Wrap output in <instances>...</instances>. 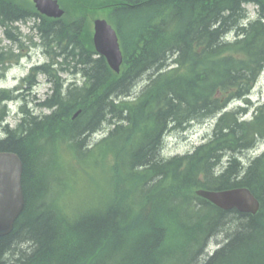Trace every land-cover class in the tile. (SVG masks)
<instances>
[{"label":"trees","instance_id":"1","mask_svg":"<svg viewBox=\"0 0 264 264\" xmlns=\"http://www.w3.org/2000/svg\"><path fill=\"white\" fill-rule=\"evenodd\" d=\"M27 1L0 0V26L19 50L0 43L1 62L29 54L18 24L33 22L39 43L30 39V49L41 45L49 62L22 84L34 90L43 75L51 88L35 102L18 88L0 96V125L4 102L19 100L21 134L5 126L0 152L21 158L26 202L15 230L0 238V264H203L199 250L229 222L230 241L205 264H264V153L244 161L264 142V103L246 118L264 74V0H59V20ZM244 4L259 13L243 25ZM101 10L118 33L119 74L95 50L89 16ZM231 28L236 40L218 43ZM238 100L246 107L228 110ZM35 107L50 112L38 116ZM208 117L218 118L207 141L160 157L171 126ZM105 127L107 137L87 146ZM236 188L260 201L256 215L225 212L196 194Z\"/></svg>","mask_w":264,"mask_h":264},{"label":"water","instance_id":"2","mask_svg":"<svg viewBox=\"0 0 264 264\" xmlns=\"http://www.w3.org/2000/svg\"><path fill=\"white\" fill-rule=\"evenodd\" d=\"M38 12L48 18L61 19L65 10L58 0H32ZM94 44L98 54L106 58L110 68L117 74L121 71L123 53L117 31L104 19L94 23ZM81 114H74L76 119ZM23 162L12 152H0V237L11 234L25 206L22 176ZM197 195L224 211L236 210L242 214L256 215L260 210L259 200L246 188L226 191L200 190Z\"/></svg>","mask_w":264,"mask_h":264},{"label":"rangeland","instance_id":"3","mask_svg":"<svg viewBox=\"0 0 264 264\" xmlns=\"http://www.w3.org/2000/svg\"><path fill=\"white\" fill-rule=\"evenodd\" d=\"M17 1L20 3H25L24 1L28 2L27 0H17ZM101 11L89 16V25L92 27V31L94 27V21L96 19L105 18L104 16L105 10H101ZM248 11L250 12L249 19L254 20L257 18L258 12H257L256 7L250 5L248 6ZM18 27L20 28V31L25 35L23 42L25 43L26 48H29L30 55L29 54L25 55L21 59V64L17 66L15 69H13V71L10 72L9 74L10 78H16V81H12L11 79H8L7 82L0 83V86L3 85L6 88H10L11 90H13L14 87L18 84L19 80L22 81L25 77H27L30 69L33 66L37 64H44V63L49 62V58L47 55H45L44 49L41 45L30 49V47H32V42L30 39H32L35 43H39V39L35 37L33 33L34 31H32L31 29V25L19 23ZM0 40H1L2 46H4L7 49L12 48L15 54L19 53V50L16 47L12 46V43H10L8 40H3V30L2 29H0ZM61 77L67 81H71L75 78L73 75H69L67 73L61 74ZM77 80L80 82V84L83 83V79L81 76H78ZM45 81H46V78L44 76L38 77V82H40V85L36 87L34 90H32L30 95H27V96H30L28 97V99L30 100L34 99V102L36 99L37 100L45 99L47 93H50V91L45 86L42 85ZM250 100L252 104L250 106V114L248 115L247 118H251L254 109L260 104L264 103V75L259 79L256 87L254 88L251 94ZM238 105H240V103H234L229 107V109H234ZM11 108H12L13 114L9 117L8 121H9L10 126L14 127L17 123V120H19L18 119L19 117L14 114L16 110L19 109V104H12ZM35 110L37 114L49 113V111L46 109L42 110V109L35 107ZM208 132H211V131H207L206 124L203 125L202 122H196L187 131L169 134L166 138V145H165L164 152L168 157H173L176 155H183L185 153H188L206 140ZM95 138H96V141H98L99 138H101V135H98ZM261 152H262V146L256 152L248 153L247 155H245L244 161L248 162V159H252L256 157ZM97 183L102 184V180L100 177L97 178ZM69 209H71V207H69ZM235 225L236 224L232 222H229L226 225V227L228 228L227 229L228 234H231L235 230ZM223 238L224 236L221 235V237L218 240L222 241ZM216 243L217 241L215 240L214 243L212 244L213 250L211 251V253L216 249L215 248Z\"/></svg>","mask_w":264,"mask_h":264},{"label":"bare ground","instance_id":"4","mask_svg":"<svg viewBox=\"0 0 264 264\" xmlns=\"http://www.w3.org/2000/svg\"><path fill=\"white\" fill-rule=\"evenodd\" d=\"M254 6V7H256L257 8V12L259 13V9H258V7L257 6H255V5H253V4H244L243 5V7L246 9V13H244L239 19H238V24L239 23H241V24H245L246 22H248V21H253L252 19H249V17H250V12L248 11V6ZM255 20V19H254ZM29 25H32L33 24V22H30V23H28ZM112 27H113V29H115L116 30V28L112 25ZM0 29H2V30H4V28H2L1 26H0ZM117 31V30H116ZM236 28H231L230 30H228V32L227 33H222V34H220L219 35V39H218V43L220 42L221 44H223V43H229V42H234L235 40H236V38H237V35H236ZM22 33V32H21ZM23 34V33H22ZM238 34V33H237ZM24 35V34H23ZM236 36V37H235ZM24 38H25V35H24ZM93 42H94V38H93ZM0 43H1V40H0ZM7 49V48H6ZM12 49V48H11ZM9 50V49H8ZM13 50V49H12ZM14 51V50H13ZM30 55V54H29ZM20 65V62L17 64V63H12V62H6V63H2L1 62V56H0V83H4V82H7L8 81V79H11L12 81H16V78H10V76H9V74H10V72L11 71H13V69H15L17 66H19ZM264 75V74H263ZM77 77H75L74 79H76ZM23 80L21 81V80H19L18 81V84L14 87V89L13 90H11L10 88H6L5 86H0V96L2 95V94H4V93H7L8 91H14L16 88H18L19 90H21V91H28V93H31V92H29V91H31L32 89H30V88H28L27 86H24L23 84ZM68 83H70V82H65L64 84H65V87H67V85H68ZM147 83H148V77H147V75L146 76H144L143 78H141L140 80H138L135 84H134V86L132 87V89H133V91L134 92H137V93H139L142 89H144V87L147 85ZM77 85H82V83L80 84V82L77 80ZM36 88V87H35ZM34 88V89H35ZM51 88V87H50ZM50 88H48V90L50 91ZM21 91H19V92H16L17 94L18 93H20ZM127 100H129V98H127ZM250 100V99H249ZM235 103H240V105H238L236 108H234L235 110L236 109H238V108H242V107H246V103L243 101V100H238V101H236ZM232 104H234V103H232ZM231 104V105H232ZM230 107V106H229ZM229 107H228V110H232V109H229ZM39 109H42V110H44V109H46V108H39ZM233 109V110H234ZM46 110H48L49 112H50V110L49 109H46ZM250 110V109H249ZM32 111H34V113H35V115H38V116H43V115H45V114H37L36 113V110L35 109H33ZM79 111H81V110H79ZM224 111H226V110H224ZM77 113V112H76ZM13 114V112H12V108H11V105L10 106H8L7 108H6V110H5V116H4V121H3V123L0 125V139L1 138H3L4 137V130H5V126H10V124H9V121H8V119H9V117L11 116ZM15 115H17L19 118V120H17V123H16V125L14 126V127H11V130L13 129V131L14 132H17V134L18 135H20L21 133H20V131H17L18 130V126H19V124L21 125L22 124V122L20 123V119L22 118V114L20 113V111H19V109H17L16 110V112L14 113ZM46 114H48V113H46ZM250 114V111H249V113L247 114V115H249ZM219 116H221V113L220 114H218V117ZM217 117V118H218ZM246 117V116H245ZM248 117V116H247ZM246 117V118H247ZM216 117H208V118H205V119H202V120H199V121H193V122H191L189 125H187L186 126V128L185 129H180V130H178V129H176V130H172L173 129V127L171 126L170 127V129H169V133H167L166 135H163V137H162V139H163V143H162V149L160 150V157L161 158H165V159H169V158H171V157H168L166 154H165V152H164V150H165V145H166V138H167V136L169 135V134H173V133H178V132H184V131H187L192 125H194L196 122H202L203 123V125H205L206 124V126H207V131H213L214 130V128H215V125H216V119H217ZM249 119V118H248ZM74 120V119H73ZM111 128H107V127H105L104 129H101V130H98L97 132H95L94 134H92L91 136H90V138L88 139V141H87V143H86V145L87 146H90V147H94L95 145H97L98 143H100L103 139H105L106 137H107V133H108V131L110 130ZM211 132H208V134L207 135H209ZM98 135H101V138H99V140L98 141H96V136H98ZM205 141H207V140H205ZM204 141V142H205ZM262 146V152L260 153V154H258L257 156H260V155H262L263 153H264V142H262L261 144H260V146L258 147V148H254V149H251L248 153H253V152H256L258 149H260V147ZM186 154V153H185ZM184 155V154H183ZM177 156V155H176ZM174 157V156H173ZM253 159V158H252ZM246 162V161H245ZM89 187H87L86 188V190L88 189ZM85 190V191H86ZM200 190H204V189H198L196 192H198V191H200ZM48 198H52V197H48ZM64 202V206H65V201H63ZM62 202V203H63ZM260 202V201H259ZM260 206H261V204H260ZM25 207H26V202H25V206H24V208H23V210H22V212H21V214L19 215V217L17 218V220H16V223H17V221L20 219V217H21V215L23 214V212H24V210H25ZM15 223V224H16ZM227 227H220V228H218L217 229V231H215L214 233H212L208 238H207V241H206V243H205V245L201 248V250H199L200 251V261L203 263V264H205L206 263V261L207 260H209V258L210 257H212V255H213V253L214 252H216V251H218V250H220V249H222L224 246H226L227 244H228V242L230 241V239H231V235L230 234H228L227 233ZM15 230V227L13 228V231ZM12 231V232H13ZM11 232V233H12ZM10 235V234H9ZM221 235H223L224 236V238H223V240L222 241H219L218 239L221 237ZM8 236V235H7ZM5 237V236H4ZM1 238V237H0ZM217 241V243H216V249L211 253V251L213 250L212 249V244L214 243V241ZM20 256V255H19ZM19 256H16L17 257V259L19 258Z\"/></svg>","mask_w":264,"mask_h":264}]
</instances>
